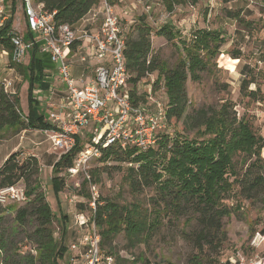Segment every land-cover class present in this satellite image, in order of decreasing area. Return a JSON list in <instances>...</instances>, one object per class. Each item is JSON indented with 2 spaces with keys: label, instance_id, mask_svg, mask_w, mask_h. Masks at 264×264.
<instances>
[{
  "label": "trees",
  "instance_id": "1",
  "mask_svg": "<svg viewBox=\"0 0 264 264\" xmlns=\"http://www.w3.org/2000/svg\"><path fill=\"white\" fill-rule=\"evenodd\" d=\"M5 1L14 6L15 0ZM33 1L42 5L49 14L54 13L55 24H67L73 28L100 5V0ZM161 1L168 12L176 5L186 3L193 6L198 2ZM220 1L229 3L235 0ZM109 3L113 4V0H109ZM226 14L228 17L233 16L229 12ZM233 17L242 21L239 12H235ZM12 34L10 18L0 28V46L8 54L11 51L9 41ZM152 34L164 38L168 43L177 38V32L168 23L153 32L145 16L139 17L126 35L122 32L127 83L134 88L129 93L130 100L139 101L136 98V85L147 76H155V85L162 81L167 97L163 123L166 126L172 120L180 121L183 129L174 136L162 134L164 131H161L157 135L155 147L141 152L136 149L123 150L118 146L100 148L97 159L100 158L102 162L112 160L128 164L124 182L134 198L137 199L146 190L152 195L145 201V206L141 200L119 204L96 198L94 207L88 205V224H94L98 231L100 250L106 245L108 255H114L113 264H129L110 248L117 235L123 233L132 248L147 244L165 224L182 220L184 225L190 227L189 231L182 232V240L191 244L195 251L189 263L219 264V251L226 242L223 219L231 213L221 203L228 198L233 185L239 188V194L245 200L253 201L264 195V160L259 158L264 139L251 133L250 126L243 118L237 117L230 102H224L215 109L187 111L186 82H199L203 73H210L212 68H216L215 58L221 53L220 48L224 44L220 31L197 29L188 40L178 42L181 47L174 42L178 60L171 69L165 66L158 54H152ZM27 36L30 39L31 34ZM37 47V44L32 47L33 56L28 63L31 85L40 83L44 65ZM232 57L237 58L238 53ZM250 83L253 80H243L240 92H247V96L255 98V92L248 91ZM36 107L30 98L28 115L24 117L19 110L17 95H10L1 84L0 131L4 128L13 129L14 132L45 131L51 128L43 121L42 115L37 114ZM81 150L77 144L70 152L61 155L52 167L51 184L55 196L58 197L64 188L60 173L73 166ZM236 155H243L250 160L254 158L241 174L235 171L233 158ZM39 172L40 166L35 156L19 159L18 154H13L0 166V190L23 183V195L28 201L17 209L10 227L4 226L6 209L0 206V264H72L71 258L66 257L64 245L65 218L57 222L58 229L63 231L60 239L53 238L54 216L38 183ZM229 175L233 176L232 182L227 178ZM76 208L83 212L82 204ZM32 222L33 232L25 239L30 241L34 253H18L16 246L19 242H15L13 236L18 228L24 229ZM130 264H135V260Z\"/></svg>",
  "mask_w": 264,
  "mask_h": 264
},
{
  "label": "rangeland",
  "instance_id": "2",
  "mask_svg": "<svg viewBox=\"0 0 264 264\" xmlns=\"http://www.w3.org/2000/svg\"><path fill=\"white\" fill-rule=\"evenodd\" d=\"M112 5L120 22V28L125 35L141 16L146 17V22L153 32L166 23L172 26L174 32H177V38L172 42L168 43L164 38L154 34L151 36L152 54H158L168 69H171L178 60L174 42L178 47H181L178 42L188 40L198 28L220 31L223 34L224 44L220 48L221 53L215 58L216 68H212L210 73H203L199 82L190 80L186 82L187 111L200 108L215 109L224 102H230L234 106L233 110L237 117L243 118L250 126L251 133L255 137L264 139V0H235L229 3H222L220 0H198L193 6L186 3L176 5L171 12L165 9L161 0L142 2L113 0ZM98 12V7L91 10L81 22L74 26V29L82 32V30L90 29L92 24L98 25L99 15L97 19L93 20V16ZM227 12L233 16L235 12H239L242 21L239 22L233 16L228 17ZM11 29L23 34L24 38L28 40L21 0H15L12 7ZM32 36L34 40L37 39V34ZM235 53H238V57L234 59L232 56ZM31 56H33V50L28 51L21 63L14 64L7 60L8 57L6 59V56L2 55L4 61L0 63V82L11 84L7 92L10 95L16 93L19 110L24 117L28 115L31 98L34 105L37 106V114L42 115L43 121L49 124L50 121L47 119L49 111L44 107V101L53 86V81L51 80V83H47V85L41 84V74L39 84L35 82V85H31L29 83L28 60ZM87 64L92 66L90 63L82 66L86 67ZM9 68L12 69L11 72H9ZM155 80V76L144 78L135 87L136 98H139V101L131 98L132 102H136L135 104L145 110L148 115L155 112L156 104L154 102L161 103L164 108L167 106L163 82L159 81L155 85ZM243 80H253V83L248 85V91L255 92V98L247 96V92H240ZM57 86L61 91L64 90L62 84ZM124 89L130 97L129 93L134 88L127 83ZM182 129L180 121L172 120L166 125L162 134L174 136ZM14 131L8 128L0 131V166L13 154H18L19 159L28 156L37 158L40 166L38 183L50 212L54 216L53 238L57 240L60 239L63 232L60 228L58 229L57 222H60L61 218H65L63 236L68 259L77 254L80 257L83 253L80 240L84 234L89 232L90 226L87 222L90 212L88 208L94 199L101 198L119 204L141 200L145 206V201L152 195L146 190L137 199L132 196L124 182L125 168L128 167V164L112 160L102 162L100 158H93L85 166L89 179L85 174L71 177L65 174V170L60 173L64 179V188L57 197L51 184V170L61 155L52 148L53 145L48 134L44 130ZM92 137L91 128L89 131L83 130L78 137V146L86 148ZM259 158L264 160V148L260 151ZM252 160L243 155H236L233 158L235 171L243 173ZM227 178L232 182V175ZM14 188L19 199H12L9 194L5 196L4 202H0V206L6 209L7 219L4 224L6 227L11 226L17 209L22 208L28 202L24 195L20 199L21 193H24L25 190L24 184L18 183ZM78 204H82L84 207L83 212L76 208ZM221 204L229 208L231 213L223 219L226 242L219 251V260L225 262L229 258L233 259L232 257L238 251H242L248 258L264 255V245L254 252L248 251L251 236L255 232L264 233V195L253 201L245 200L240 196L239 188L233 185L228 198ZM79 222L86 223V225L81 226ZM174 223L165 224L147 244L136 245L132 248L121 233L113 240L110 248L117 256L127 260L129 264L134 260L135 264H145V261L147 264H190L189 259L195 255V251L191 244L182 240V232L189 231L190 227L184 225L182 220ZM33 226L32 222L24 229L18 228V232L13 236L15 242H19L16 246L18 253L23 254L28 251L34 253L31 250L33 248L30 241L25 239L27 235L32 234ZM72 244L80 245V250L70 251ZM101 252L103 255H108V246H103ZM110 256L115 262L114 255Z\"/></svg>",
  "mask_w": 264,
  "mask_h": 264
},
{
  "label": "built area",
  "instance_id": "3",
  "mask_svg": "<svg viewBox=\"0 0 264 264\" xmlns=\"http://www.w3.org/2000/svg\"><path fill=\"white\" fill-rule=\"evenodd\" d=\"M21 4L25 28L31 38L26 40L23 34L13 31L9 41L11 51L9 54L3 52V55L8 56L11 63L19 64L38 43L39 52L55 66L64 90L63 96L57 98V90L52 86L44 101L51 126L49 131L44 132L48 134L52 148L59 155H64L79 143L78 137L83 130L89 131L91 128L93 135L65 174L71 177L86 175L85 166L100 156V148L118 146L123 150L136 149L141 152L154 146L157 135L166 128L163 123L164 107L154 102L155 112L148 115L138 105L132 104L125 92L128 72L123 55L122 30L114 6L108 0H100L99 12L93 16L95 20L99 15L96 30L78 32L67 24H55L54 13L44 11L43 6L35 4L33 0H21ZM11 17V4L0 0V28ZM33 34H37L36 40ZM93 60L96 62L93 67L87 64L79 78L74 77L75 64L84 65ZM0 83L5 91L11 87L10 83ZM86 178L89 179V176L86 175ZM15 192L14 187L0 190V202H4L9 194L12 199H19ZM22 197L23 193L20 199ZM90 206L94 207L93 202ZM89 226V232L80 240L83 253L80 257L79 254L72 256L71 263L113 264L112 257L103 255L100 250V238L94 224ZM80 245L72 244L70 251H79ZM263 245L264 233L255 232L249 240L248 251L254 252ZM232 258L219 264H264V255L248 258L238 251Z\"/></svg>",
  "mask_w": 264,
  "mask_h": 264
},
{
  "label": "crops",
  "instance_id": "4",
  "mask_svg": "<svg viewBox=\"0 0 264 264\" xmlns=\"http://www.w3.org/2000/svg\"><path fill=\"white\" fill-rule=\"evenodd\" d=\"M97 26L98 25H96V26H94L93 24H92V26H91V28L90 29H88L90 32H94L95 30H96V28H97ZM198 29H202V28H198ZM13 31H15V29H13ZM24 33V32H23ZM31 38V37H30ZM37 46H38V44H37ZM37 51H38V54H39V57H40V59L43 61V63H44V65H43V70H42V81H41V84H44V85H47V83L48 84H50L51 83V80L53 81V86L55 87L54 89H56L57 91H56V97L57 98H60V97H62L63 96V91H61L60 89H59V87L57 86V85H60L61 84V81L59 80V78H58V76H57V73H56V70H55V66L52 64V63H50V61H49V59H48V57L46 56V55H44V54H41L40 52H39V47H37ZM3 52H7L6 50H4V49H2V47L0 46V63H2V61H4L3 60V58L4 57H2V55L4 54ZM7 57L8 56H6V59H7ZM8 61H10L9 60V57H8V59H7ZM7 61V62H8ZM29 61L30 60H28V63H29ZM75 63H77V62H75ZM9 64H10V62H9ZM8 64V65H9ZM91 65H92V67L96 64V62H95V60H93L91 63H90ZM7 65V66H8ZM75 65H77V66H75L74 67V69H73V74H74V77L75 78H79V76L81 75V73L83 72V71H85L86 69H85V67H83L82 65H80V64H75ZM9 70V72H11V70L12 69H8ZM16 94V93H15Z\"/></svg>",
  "mask_w": 264,
  "mask_h": 264
}]
</instances>
